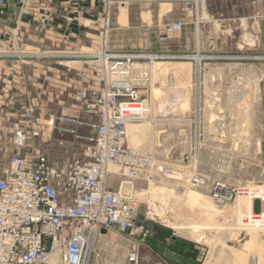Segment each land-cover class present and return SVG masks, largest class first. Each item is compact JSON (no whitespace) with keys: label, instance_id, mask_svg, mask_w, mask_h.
Returning a JSON list of instances; mask_svg holds the SVG:
<instances>
[{"label":"rangeland","instance_id":"374dc122","mask_svg":"<svg viewBox=\"0 0 264 264\" xmlns=\"http://www.w3.org/2000/svg\"><path fill=\"white\" fill-rule=\"evenodd\" d=\"M27 3L0 5V174L14 155H44L57 167L88 159L94 129L83 122L97 118L83 113L75 96L102 89L98 53L136 55L128 77L151 122L131 123L152 131L132 141L126 133L123 144L159 169L155 181L144 180L143 171L124 189L138 218L197 247L183 264H264V229L236 230V200L216 196L218 183L264 186V0H199L192 10L177 1L138 0L108 9L101 4L75 31L40 19L28 24ZM12 6L18 8L13 14ZM173 23H182L181 30L164 39L165 26ZM154 55L159 57L148 58ZM28 106L37 123L24 120ZM62 116L76 120L66 133L58 130ZM16 124L25 126L20 142ZM122 180L112 166L108 185L117 189ZM58 191L69 196L61 184ZM253 202L258 214L262 203ZM227 225L232 230H221ZM187 226L199 238L184 231Z\"/></svg>","mask_w":264,"mask_h":264},{"label":"built area","instance_id":"2783aa9c","mask_svg":"<svg viewBox=\"0 0 264 264\" xmlns=\"http://www.w3.org/2000/svg\"><path fill=\"white\" fill-rule=\"evenodd\" d=\"M133 1L138 0H101V4L108 9L113 5L125 7ZM153 1H177L191 10L199 3V0ZM3 3L0 0V5ZM71 12L80 13L74 8ZM63 19L72 21L70 16ZM103 24L108 25L107 15ZM181 26L182 23L166 25L163 38L179 32ZM96 57L102 63V89L81 91L75 96L79 109L97 118V123L83 122L94 129L88 159L72 160L57 167L44 155H14L0 174V264H105L95 245L107 230L115 227L119 233L133 238L136 245L144 244L152 235V229L138 218L137 208L124 191L131 188L139 173L146 171L142 178L155 181L154 173L159 171L150 157L138 155L123 144L128 123L142 117L139 105L144 101L140 100L137 85L128 77V65L137 56L103 50ZM156 57L159 56L148 58ZM22 110L26 122L39 121L33 107ZM75 122L72 117L62 116L58 130L66 133ZM24 128L16 124L15 142L24 140ZM38 133L34 130L35 136ZM110 166L117 167L126 178L117 189L108 185ZM168 172L170 169L164 170ZM60 184L69 196L62 198L58 191ZM216 189L221 201L236 200L245 192L251 193L254 201L258 198L262 207L251 222L264 227V188L251 192L247 187L218 183ZM127 262L140 264L136 248L128 253ZM155 264L168 263L158 260Z\"/></svg>","mask_w":264,"mask_h":264},{"label":"crops","instance_id":"0c3cea01","mask_svg":"<svg viewBox=\"0 0 264 264\" xmlns=\"http://www.w3.org/2000/svg\"><path fill=\"white\" fill-rule=\"evenodd\" d=\"M77 9L85 18L81 21L80 13H72ZM24 18L28 24L41 23L51 25L53 22L65 28V30L79 29L81 24L94 17L101 9V0H29L24 8ZM18 8L12 6V14ZM41 15V16H40ZM63 16H70L72 21H65ZM13 18V16H12ZM90 21V20H88ZM14 19L12 20V25ZM147 224V223H146ZM150 226L149 224H147ZM150 235L144 244L136 245L135 240L119 233L114 227L101 234L96 242V247L105 254V264H128V253L136 248L140 256V264H155L158 260H164L168 264H183L193 260L197 248L191 241L181 238L169 229L159 226H150ZM209 264V262H205ZM204 262L201 264H205Z\"/></svg>","mask_w":264,"mask_h":264},{"label":"bare ground","instance_id":"6f19581e","mask_svg":"<svg viewBox=\"0 0 264 264\" xmlns=\"http://www.w3.org/2000/svg\"><path fill=\"white\" fill-rule=\"evenodd\" d=\"M106 42V41H105ZM196 59L199 61V57H196ZM160 69V68H159ZM138 70V69H137ZM155 70V69H154ZM134 71V70H133ZM160 71V70H159ZM158 71V72H159ZM135 72V71H134ZM139 73V72H138ZM162 73V72H161ZM135 74V73H134ZM160 74V73H159ZM161 76V75H160ZM160 78V77H159ZM247 81V80H246ZM239 82V81H238ZM159 85V84H158ZM237 91V90H236ZM243 94V93H242ZM234 95V94H233ZM241 95V93L239 94ZM234 98V97H233ZM232 98V99H233ZM235 100V99H234ZM240 100V98L238 99ZM231 101V100H230ZM232 103V102H231ZM235 103V102H234ZM140 111H141V119L139 121L143 122L145 125L148 124L149 122H151L150 120H148V115H149V109L148 106H146V104L143 102L141 105H139ZM152 131V127H142L139 124H133V123H128L127 125V133L128 136L130 137V141L132 140H136V139H141V138H149L150 132ZM129 137H127L129 139ZM151 137V136H150ZM152 138V137H151ZM134 142V141H133ZM143 141H141L142 143ZM151 142V141H150ZM132 143V142H131ZM135 144V143H134ZM136 145V144H135ZM148 150V149H146ZM110 169H112V166H110ZM261 187V186H259ZM259 187H251L250 185L247 186V188H249L252 192V190H254L255 188H259ZM264 188V186L262 187ZM131 190V189H130ZM127 191V190H125ZM130 193V192H129ZM132 193V192H131ZM131 195V194H130ZM253 199L251 197V193L249 192H245V193H241L238 198L236 199V204H235V221L237 222L236 224H234L232 227H234L236 230L239 231H252L253 233L258 232L259 230L264 229V227L261 226L260 223L258 224H253L251 221V217H254L256 212L254 210V206H253ZM207 208V212L210 213V211L212 210L210 208L209 205H206ZM231 225H227L224 226L221 230H232L230 229ZM188 227V226H187ZM173 228V227H171ZM178 227H175V229H177ZM174 229V228H173ZM178 231H183V230H178ZM184 231L189 232V234H194L196 235V237L200 236L197 233V230L191 229V228H187ZM221 233V232H220ZM222 234V233H221ZM221 237V236H220ZM199 238V237H198ZM230 238V237H229ZM225 239H226V233H225ZM260 263L257 261V264Z\"/></svg>","mask_w":264,"mask_h":264}]
</instances>
